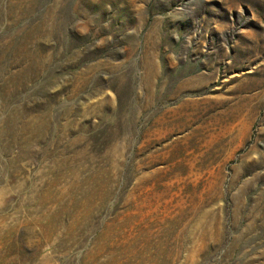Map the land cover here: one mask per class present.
Returning a JSON list of instances; mask_svg holds the SVG:
<instances>
[{
	"label": "rangeland",
	"instance_id": "rangeland-1",
	"mask_svg": "<svg viewBox=\"0 0 264 264\" xmlns=\"http://www.w3.org/2000/svg\"><path fill=\"white\" fill-rule=\"evenodd\" d=\"M0 264H264V0H0Z\"/></svg>",
	"mask_w": 264,
	"mask_h": 264
}]
</instances>
